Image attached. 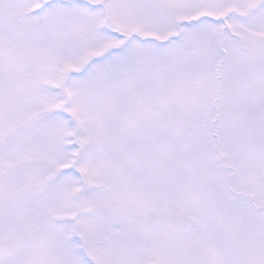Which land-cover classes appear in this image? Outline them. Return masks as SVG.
Segmentation results:
<instances>
[{
    "label": "snow or ice",
    "instance_id": "1",
    "mask_svg": "<svg viewBox=\"0 0 264 264\" xmlns=\"http://www.w3.org/2000/svg\"><path fill=\"white\" fill-rule=\"evenodd\" d=\"M0 264H264V0H0Z\"/></svg>",
    "mask_w": 264,
    "mask_h": 264
}]
</instances>
